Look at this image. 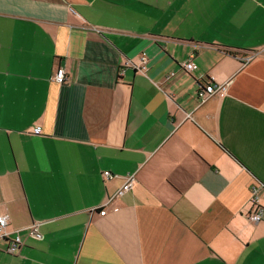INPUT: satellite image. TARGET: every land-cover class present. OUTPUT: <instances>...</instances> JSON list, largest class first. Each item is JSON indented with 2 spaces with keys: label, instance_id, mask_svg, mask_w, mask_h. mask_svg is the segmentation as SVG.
<instances>
[{
  "label": "crops",
  "instance_id": "0c3cea01",
  "mask_svg": "<svg viewBox=\"0 0 264 264\" xmlns=\"http://www.w3.org/2000/svg\"><path fill=\"white\" fill-rule=\"evenodd\" d=\"M0 216V264H264V0H0Z\"/></svg>",
  "mask_w": 264,
  "mask_h": 264
},
{
  "label": "built area",
  "instance_id": "2783aa9c",
  "mask_svg": "<svg viewBox=\"0 0 264 264\" xmlns=\"http://www.w3.org/2000/svg\"><path fill=\"white\" fill-rule=\"evenodd\" d=\"M254 56H245L241 59L242 62H249ZM141 63L144 64V58H141ZM181 68L185 72H189L193 66L191 62L185 63L181 65ZM172 76V74H171ZM66 81V74L63 66H59L53 76V82L57 85H63ZM226 92V85H220L214 87L212 84L205 85V90L200 91L198 93V101L199 104H203L209 97L214 94H224ZM102 177L105 180H110L113 176L109 172H103ZM135 182L134 175H129L124 178L123 184L121 187L115 192V194L109 197L104 205L109 204L116 198L122 197L125 193L131 191L133 184ZM262 186L252 185L249 189L250 194V204L254 207V210L249 213L248 220L251 224H258L262 219L263 209L259 206V192ZM96 208H93L95 211ZM99 212V216L103 217L105 215V210ZM8 227V218L7 216H0V242L4 241L6 244L4 247L0 248V252L9 255V256H17L20 253V250L23 246V241L20 238V232H9L7 230ZM27 236L33 240L41 241L42 235L38 231L37 225H32L27 229Z\"/></svg>",
  "mask_w": 264,
  "mask_h": 264
}]
</instances>
